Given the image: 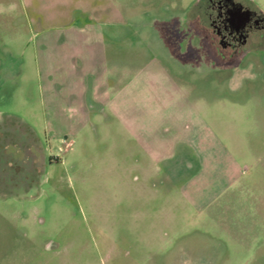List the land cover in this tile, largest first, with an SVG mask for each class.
<instances>
[{
  "label": "rangeland",
  "instance_id": "1",
  "mask_svg": "<svg viewBox=\"0 0 264 264\" xmlns=\"http://www.w3.org/2000/svg\"><path fill=\"white\" fill-rule=\"evenodd\" d=\"M205 2L0 0V121L44 152L0 264H264V34L220 59Z\"/></svg>",
  "mask_w": 264,
  "mask_h": 264
},
{
  "label": "flooded vegetation",
  "instance_id": "2",
  "mask_svg": "<svg viewBox=\"0 0 264 264\" xmlns=\"http://www.w3.org/2000/svg\"><path fill=\"white\" fill-rule=\"evenodd\" d=\"M199 22L223 60L254 53L255 38L264 34V12L239 0H206ZM18 122L0 121V198H32L41 177L43 148Z\"/></svg>",
  "mask_w": 264,
  "mask_h": 264
},
{
  "label": "water",
  "instance_id": "3",
  "mask_svg": "<svg viewBox=\"0 0 264 264\" xmlns=\"http://www.w3.org/2000/svg\"><path fill=\"white\" fill-rule=\"evenodd\" d=\"M46 249H49V248H51V247H55V244L53 243V242H48L47 244H46Z\"/></svg>",
  "mask_w": 264,
  "mask_h": 264
},
{
  "label": "crops",
  "instance_id": "4",
  "mask_svg": "<svg viewBox=\"0 0 264 264\" xmlns=\"http://www.w3.org/2000/svg\"><path fill=\"white\" fill-rule=\"evenodd\" d=\"M97 99H98V98H97ZM96 102H99V101L96 100ZM99 103L101 104V102H99ZM102 104H105V103L102 102Z\"/></svg>",
  "mask_w": 264,
  "mask_h": 264
}]
</instances>
